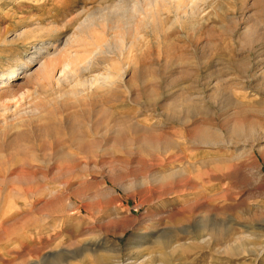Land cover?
Returning <instances> with one entry per match:
<instances>
[{"label":"rangeland","instance_id":"rangeland-1","mask_svg":"<svg viewBox=\"0 0 264 264\" xmlns=\"http://www.w3.org/2000/svg\"><path fill=\"white\" fill-rule=\"evenodd\" d=\"M119 1L0 0V79L77 58L0 112V264H264V0Z\"/></svg>","mask_w":264,"mask_h":264},{"label":"bare ground","instance_id":"bare-ground-1","mask_svg":"<svg viewBox=\"0 0 264 264\" xmlns=\"http://www.w3.org/2000/svg\"><path fill=\"white\" fill-rule=\"evenodd\" d=\"M161 4H162L161 0H143L142 2L138 0L135 4L130 5V4H125L124 0H120L119 2H117L113 6L112 12L115 13V16H117V18L119 17L120 19H123L125 21V23L130 22V23H134L136 25V24H139V22H140V20L137 19V17H138L137 12L138 11L142 12V14L144 13V17L148 18V15L146 16V13H145L146 12L145 9H148L149 11H151V14L149 15V17L150 16L154 17L156 15L158 9L160 7H162ZM180 4H179V6H180ZM194 10H196V8H194ZM108 18H109V16H108ZM89 21H90L89 24H87V30L89 29V26L92 25V22L94 23L95 20L92 21V19H90ZM113 22L116 23L115 19ZM119 22H120V20H119ZM85 27H86V25H85ZM25 33H26V31L20 32V34L17 36L22 37ZM87 34L89 36V39L92 38V36L88 33V31H87ZM97 40L96 41L93 40V41L97 42ZM4 42H6V41H4ZM73 43H74V38H69V37L64 42H62V38H59L55 41L43 42L38 47L37 54L32 55L31 60L28 62V65H23L21 67L17 66L15 68H12L8 72L7 76L6 75L2 76V78L0 79V112H4V114H3V116L0 115L1 117L6 116V114H7L6 112H9L8 110L11 107V105L9 104L10 102L14 103L13 105L15 107V109H14L15 113H18L17 112L18 108L22 105V102H24L26 99L25 98L23 101V98H21V96L16 97L18 94L15 95L12 93L11 83H13L17 79V77H19L18 70L24 69V71L22 73L24 74L23 77L26 80H29L30 78L36 80L39 77H42L43 80L51 83V82H54V79H55L54 73L56 72L57 66L60 63H62L60 65L63 66V69L61 70L60 77L57 80L58 84L63 83L65 81H68V79L70 77L74 78L76 76L77 69L75 68V64H76L77 58L76 59L74 58V57H76L75 54H74L75 56H73V53H74L73 52L74 50H72ZM100 46H101L100 44H96V48L100 49ZM51 50L53 52H51ZM96 50L98 51V49H96ZM97 54H100V53L98 52ZM88 61L90 62V59ZM88 61H85V63L83 61V64H81L82 66H80V69H81L82 73L87 74V70H88V66H87L88 63L87 62ZM95 61H96V59H95ZM32 63H40V64H39V67L37 70L35 69V71H32V73H29L28 69L30 68V66H32L31 65ZM91 68H92V64H91ZM105 78H106V76H105ZM88 80H90V79L86 78L83 81H79L77 83V85H82V87L83 86L85 87L86 84L88 83L91 86L95 87V85H96V86H98L97 88H99L100 87L99 85L102 84L99 81L100 79H95L93 82L88 81ZM101 82H103V80H101ZM101 87H102V85H101ZM22 97H24V96H22ZM33 110H37V109L33 108ZM18 114H20V113H18ZM23 114H25V113H23ZM18 118H22V117L20 116ZM199 140L204 145L213 144V143H216L218 141V134L214 131H211V129H209V128H205L204 130H202V133L200 135ZM203 152H206V151H203ZM176 157H178V156H176Z\"/></svg>","mask_w":264,"mask_h":264}]
</instances>
